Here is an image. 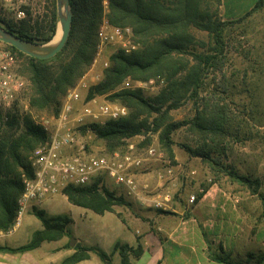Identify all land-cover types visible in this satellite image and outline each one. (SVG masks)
Returning <instances> with one entry per match:
<instances>
[{"label":"trees","instance_id":"1","mask_svg":"<svg viewBox=\"0 0 264 264\" xmlns=\"http://www.w3.org/2000/svg\"><path fill=\"white\" fill-rule=\"evenodd\" d=\"M51 2L53 9L41 18L33 20L27 11L29 17L18 25L1 24V19L0 24L23 38L47 43L54 38L58 27L55 0ZM69 4L73 14L70 35L64 48L54 57L34 58L6 44L8 50L26 61L25 71L32 86L30 106L39 112L58 114L63 96L88 71L97 53L98 30L104 14L102 0H69ZM263 4V0H258L253 11ZM220 5L221 0H108L106 16L109 22L131 27L139 47L129 53L119 50L111 54L102 80L89 88L87 98L108 95L113 102L126 106L129 114L88 127L104 142L108 154L127 147L126 139L150 130L149 117L156 114L152 130L159 132L161 148L174 158L172 134L180 127L188 126L202 136L204 147L196 150L187 147V150L193 156L211 160L218 172H225L256 195L264 209V182L222 163L219 155L223 150L216 149L222 144L220 138L228 134L231 126L227 105L211 95H203L209 75L215 74V77L225 66L227 27L253 12L234 20H224L219 15ZM193 29L205 32L208 39L198 38ZM187 55L191 59L185 58ZM156 77H165L166 85L151 99L146 98L141 89L118 90L127 78L145 82ZM185 100L192 101L193 116L173 121L170 111L182 106ZM46 139V132L30 116H25L22 121L16 115L10 116L7 128L0 132L2 232H8L14 225L19 198L24 191L23 176H33L29 154ZM212 152L218 153L216 159L211 156ZM100 183V179H95L85 186H69L64 194L72 204L99 215L113 212L114 206L125 204L122 196ZM33 212L43 223V229L35 231L26 244L16 248L1 247V251L23 253L40 247L43 242L70 237L67 226L73 220L71 216H50L39 208H34ZM74 248L75 252L60 264H76L90 259L91 253L97 254L105 264H132L143 250L140 245L132 247L118 241L112 253H118L120 261L113 263L112 253L99 247L77 243Z\"/></svg>","mask_w":264,"mask_h":264},{"label":"rangeland","instance_id":"2","mask_svg":"<svg viewBox=\"0 0 264 264\" xmlns=\"http://www.w3.org/2000/svg\"><path fill=\"white\" fill-rule=\"evenodd\" d=\"M54 4L58 16L57 0H55ZM227 4L229 5L230 3ZM102 5L104 14L101 23L104 19H108L106 16L108 11V0H102ZM52 9L53 4L51 0H0L1 24L18 25L21 20L29 17L27 11L31 13L33 20H36L41 18V16H44L45 13H50ZM247 10V8L241 9V12H246ZM221 12L222 9L219 7V15L223 18ZM193 31L198 38L203 40L208 39L205 32L197 29H193ZM59 33L61 34V28L58 18L57 32L53 41L58 40L60 37ZM225 36L227 44L225 66L222 72L219 71L217 73L215 76L216 78L213 76L215 74L209 75L207 79V87L205 92H203L204 96L207 94L211 95L220 103L227 105L228 116L231 119V126L228 130L229 132L226 136L220 138L219 142H222V144L216 146V149L218 151L223 150L221 151V156L219 155L221 162L232 165L234 170L240 174H247L252 178L258 177L252 175L255 174L256 170H254V168L257 167V172L262 175L258 178L264 182V9H257L251 12V14L246 16L243 20L230 24L226 29ZM132 41L139 47V43L134 39L133 30ZM0 49L4 52H11L7 49L6 43L1 41ZM117 51L119 50L112 45H106L100 54L97 49L91 67L73 87L68 89L63 96L62 102L65 100L70 89L81 84L80 97L82 102H80L78 106L88 102H93L96 106L105 104L123 106L117 102H113L108 95H98L91 99L87 98L89 88L102 80L104 70L109 66V58L111 54ZM16 56L17 64L15 66V71L26 80L27 86L18 100L15 111L9 114L8 118L10 116L12 118V116L16 115L22 121L25 116H30L33 121L36 122L43 117L53 115L47 112H39L30 106L32 86L25 71L26 61L23 57ZM185 58L191 59V56L187 55ZM105 63H108V65L106 66ZM128 82L129 88L141 89L144 96L148 99L158 95L161 89L166 85L165 77H156L145 82L136 81L130 78ZM123 83L118 90L126 89ZM193 113L194 105L191 100H185L182 106L170 111L172 120L175 122L190 119L193 116ZM154 117H156V114L149 117L150 130H144L142 133L125 140V143L127 144L133 143L134 149L128 151V146L126 145L127 147L122 148L124 153L129 152L134 156H144L149 147L156 148L157 152L161 153V156L156 159L159 163V169L156 172V176L161 179L165 176H172V180L176 178L179 186L182 185V190L186 189L183 182L191 179L193 182L190 183L191 185H189L190 189H188V192H196L197 190L199 191L200 188H205L204 184H206L209 178L212 183L222 182V177L226 174L225 172H218L214 166H212L211 160H204L201 157L193 156L187 150V147H190L193 150L204 147V140L200 134L193 132L188 126H182L173 132L174 158H171L160 146L159 132L152 130L154 127L152 124ZM6 128L7 120L2 122L0 117V132L4 131ZM81 132L89 140L90 150L93 153L103 154L106 152L104 142L98 138L97 133H95L92 128L84 126V128L81 129ZM223 147L225 148L223 149ZM31 153L29 154V158ZM211 156L216 159L218 153L212 152ZM192 171L196 172L192 173ZM192 177H194V179H192ZM200 179H202L203 182H199ZM100 180L102 181V184L100 183L102 187L112 189L110 184L113 182L110 179L104 178ZM227 180L231 183L236 182L233 181L230 176ZM167 181H170V179L167 178ZM197 182L200 185L194 190L193 184ZM237 184L242 190H247L239 183ZM194 194L196 196V193ZM171 197L172 195L167 193L164 197V203L157 208H164L165 203L171 201ZM59 198L60 200L53 210H45L42 206L35 208L43 210L50 216L57 214L73 215L75 221L72 220L67 226L70 232V237H68L69 241L71 238L82 239V235L86 237L93 235L94 229H96L95 226L99 227L101 224L109 223L113 228V225L120 223V220L123 221L122 206L124 204L114 206L113 212H106L103 215L96 214L88 209L92 212H88V215L82 216L79 213L81 212L82 214L81 208L83 207L80 208L79 206L72 204L68 199L61 195ZM37 219L39 218L37 217ZM90 226L94 228L91 230L93 232L90 231ZM88 239L89 241L87 242L95 244L94 240L96 239ZM103 240H105V238ZM18 242L23 243L25 241L22 238L19 239ZM103 246L107 248L106 244H103ZM112 251L107 252L110 254ZM114 254L118 253H112V262L114 260Z\"/></svg>","mask_w":264,"mask_h":264},{"label":"crops","instance_id":"3","mask_svg":"<svg viewBox=\"0 0 264 264\" xmlns=\"http://www.w3.org/2000/svg\"><path fill=\"white\" fill-rule=\"evenodd\" d=\"M257 2L221 0V15L224 20L243 17L253 11ZM245 8L248 10L241 12ZM261 8L264 9V4ZM158 169L156 159L146 161L142 169H134L131 173L138 180L139 189L133 194L126 186L111 183V190L125 201L123 221L120 220L113 228L109 223L95 226L96 229L90 226V231L94 229L93 235H82V239H76V244L99 247L105 252L112 251L118 241L132 247L140 245L142 253L132 264H264V209L256 195L242 190L236 182L228 181L226 174L222 182L212 183L209 178L205 188L188 192L193 182L191 179L183 182L186 189L182 190L176 178L156 176ZM254 170L252 175L262 176L257 167ZM199 185L194 183V190ZM167 193L172 195L171 201L165 203L164 208H157V204L164 203ZM192 196L196 197L193 202L190 201ZM59 200V196L48 199L42 207L53 210ZM81 210L82 214H79L82 216L92 212L86 208ZM71 217L75 221L74 216ZM40 229H43V223L29 209L19 228L0 234V248L24 245ZM22 238L25 242L19 243ZM88 238L96 239L95 244L87 242ZM68 243L69 238L63 237L43 242L40 247L23 253L0 250V264H60L75 252L76 244L67 247ZM97 258L98 255L91 253L90 259L76 264H105ZM119 261L120 256L114 254L113 263Z\"/></svg>","mask_w":264,"mask_h":264},{"label":"built area","instance_id":"4","mask_svg":"<svg viewBox=\"0 0 264 264\" xmlns=\"http://www.w3.org/2000/svg\"><path fill=\"white\" fill-rule=\"evenodd\" d=\"M106 45H112L126 53L138 47L132 41L131 27L115 26L108 19H104L98 30L99 54ZM16 64L15 54L0 49L2 122L8 120L9 114L15 111L18 100L27 86L26 80L15 71ZM129 79L123 83L125 88H129ZM80 85L69 90L58 114L36 121V124L46 132L47 139L30 155L33 176H23L24 191L19 198V208L10 232L21 226L23 217L29 209L40 207L45 201L56 196H65L64 190L69 186H85L95 179L106 178L116 185L126 186L130 194L136 193L139 184L131 172L134 169H141L146 161L161 156L154 147H149L144 156H134L129 152L124 153L123 150L108 154L93 153L89 140L82 134L81 129L93 123L105 124L107 121L125 117L128 115V109L112 104L96 106L93 102L78 106L82 102ZM127 146L128 151L134 149L133 143H128ZM195 199L196 197L192 196L190 201L193 202Z\"/></svg>","mask_w":264,"mask_h":264},{"label":"water","instance_id":"5","mask_svg":"<svg viewBox=\"0 0 264 264\" xmlns=\"http://www.w3.org/2000/svg\"><path fill=\"white\" fill-rule=\"evenodd\" d=\"M58 18L61 34L58 40L53 39L47 43H37L23 38L0 24V41L11 45L22 53L39 59H47L57 55L66 45L72 25L73 14L69 0H57ZM76 239H70V245L74 246Z\"/></svg>","mask_w":264,"mask_h":264},{"label":"bare ground","instance_id":"6","mask_svg":"<svg viewBox=\"0 0 264 264\" xmlns=\"http://www.w3.org/2000/svg\"><path fill=\"white\" fill-rule=\"evenodd\" d=\"M60 34V33H59Z\"/></svg>","mask_w":264,"mask_h":264}]
</instances>
